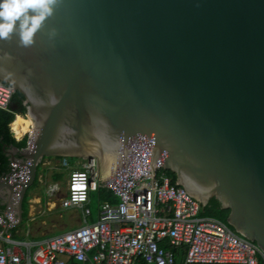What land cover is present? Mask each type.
I'll list each match as a JSON object with an SVG mask.
<instances>
[{"label":"water","instance_id":"water-1","mask_svg":"<svg viewBox=\"0 0 264 264\" xmlns=\"http://www.w3.org/2000/svg\"><path fill=\"white\" fill-rule=\"evenodd\" d=\"M0 82L32 122L5 150L31 162L19 223L46 158L94 160L101 186L148 164L264 253V0H59L32 46L0 40Z\"/></svg>","mask_w":264,"mask_h":264},{"label":"built area","instance_id":"built-area-1","mask_svg":"<svg viewBox=\"0 0 264 264\" xmlns=\"http://www.w3.org/2000/svg\"><path fill=\"white\" fill-rule=\"evenodd\" d=\"M13 94L10 86L0 82V110L9 111ZM12 124L9 129L15 141L26 137L27 148L31 127L18 138ZM30 166L29 160L10 162L9 170L0 175V182L15 190L11 203L0 208V264H176L177 255L181 264H264V253L254 242L227 224L202 216L200 202L172 184L164 168L148 164L103 186L116 202L101 201L95 222L87 221L89 195L101 186L94 160H81L71 171L63 162L70 172L61 197L59 184L39 175L47 196L58 199L62 210H79L83 224L47 237L19 238L16 205Z\"/></svg>","mask_w":264,"mask_h":264},{"label":"crops","instance_id":"crops-1","mask_svg":"<svg viewBox=\"0 0 264 264\" xmlns=\"http://www.w3.org/2000/svg\"><path fill=\"white\" fill-rule=\"evenodd\" d=\"M64 161L67 162V166L69 167V170L77 169L81 163V160H75L73 163H70L68 159L46 158L43 162L44 164L41 166L42 170L46 171L45 172L46 181L52 182L54 174L60 173L61 171H63V169H65L63 166ZM95 194L96 193H90L89 195L90 201L88 204V208L90 209V215L87 218L88 222H95L97 219L98 206L100 200ZM61 196H64V192L61 193ZM3 197L5 198V195H3ZM57 200L58 199L53 201L51 200L49 202L48 201L44 202L41 196L34 195L30 197L27 201L25 218H23V208H22V221L16 230L17 237L19 238L28 237V238L36 239V238H42L57 233H61V232H56L58 229H60V224L56 225L55 223H52L50 221L51 218H58V220L62 218V214L60 213V211H58L60 208H59V202H57ZM0 203H2L1 199H0ZM31 203L32 204L41 203V205L33 206L34 205L33 204L30 206L29 204ZM2 207L3 206L0 205V208ZM60 210L62 211V209ZM67 210H71L73 213L71 219L77 225L74 228L80 227L83 224L81 212L76 209H67ZM49 229H54V230L49 231Z\"/></svg>","mask_w":264,"mask_h":264},{"label":"clouds","instance_id":"clouds-1","mask_svg":"<svg viewBox=\"0 0 264 264\" xmlns=\"http://www.w3.org/2000/svg\"><path fill=\"white\" fill-rule=\"evenodd\" d=\"M58 4L59 0H0V40L15 35L21 46H32ZM50 35H55V31Z\"/></svg>","mask_w":264,"mask_h":264},{"label":"trees","instance_id":"trees-1","mask_svg":"<svg viewBox=\"0 0 264 264\" xmlns=\"http://www.w3.org/2000/svg\"><path fill=\"white\" fill-rule=\"evenodd\" d=\"M15 115H19V116L25 115V106L23 105V97L18 92H15L11 98L9 111L0 110V175L6 173L9 170V157L6 155L5 150L11 147H15L21 150L26 147L27 138L24 137L20 142H16L13 137V134L9 129V124L14 121ZM56 159H61V158H56ZM39 167H41V165H39L37 169ZM167 175L171 178L172 184H175V175L169 171H167ZM61 177L62 175L60 173H55L53 176V180L57 181ZM95 195L99 198L100 202L101 201H108L110 203L116 202V199L112 195V193L107 189H105L103 186L99 187ZM22 208H23V218H25L26 209H27L25 198L23 200ZM206 210L209 211V214L217 215L218 221L222 222L221 220H225L226 222V217L229 211L220 209L219 203L216 200L211 199L208 202V205L203 207V210L201 212L202 216H204L203 214L206 212ZM181 260H182L181 255H177L176 264H181ZM258 264H262V263H258Z\"/></svg>","mask_w":264,"mask_h":264},{"label":"rangeland","instance_id":"rangeland-1","mask_svg":"<svg viewBox=\"0 0 264 264\" xmlns=\"http://www.w3.org/2000/svg\"><path fill=\"white\" fill-rule=\"evenodd\" d=\"M23 118H25V116H22ZM75 160L69 159L70 163H73ZM71 171V170H70ZM70 171H67L65 169H63V171L60 172V174L62 175V177L57 181L59 184V187L62 188V192H64V187H65V183L66 180L68 178V173ZM46 171H43L41 167H39L36 171V177H35V181H33L32 185L29 186V188L26 190V195H25V200H26V204L27 201L30 197L34 196V195H38L41 196V198L44 200V202H49V201H53L56 200L54 198H49L46 194V183H40L38 180V176L41 175H45ZM49 172V171H48ZM55 180H52V182H54ZM61 192V193H62ZM59 197H61V195H59ZM95 197V196H94ZM96 198V197H95ZM57 202H59L57 200ZM59 209V208H58ZM60 211V213L62 214V218L60 220H58V218H51L50 221L52 223H55L56 225L60 224V229H58L56 232H66L74 227H76V223H74V221L71 219L72 216V211L71 210H58ZM206 217H210L213 219H217L218 216L214 215V214H209V211L206 210V212L203 214ZM218 220V219H217ZM223 223H226L225 220H221ZM57 227V226H56ZM56 229V228H55ZM54 230V229H49V231Z\"/></svg>","mask_w":264,"mask_h":264},{"label":"bare ground","instance_id":"bare-ground-1","mask_svg":"<svg viewBox=\"0 0 264 264\" xmlns=\"http://www.w3.org/2000/svg\"><path fill=\"white\" fill-rule=\"evenodd\" d=\"M31 124L32 122L30 119L23 118L22 116L17 115L13 121L12 129L15 131L16 136L19 138L29 131Z\"/></svg>","mask_w":264,"mask_h":264}]
</instances>
